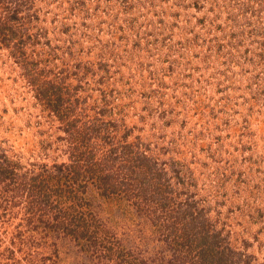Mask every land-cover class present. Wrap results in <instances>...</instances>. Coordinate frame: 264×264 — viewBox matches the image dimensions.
I'll return each mask as SVG.
<instances>
[{"label": "rangeland", "instance_id": "374dc122", "mask_svg": "<svg viewBox=\"0 0 264 264\" xmlns=\"http://www.w3.org/2000/svg\"><path fill=\"white\" fill-rule=\"evenodd\" d=\"M0 264H264V0H0Z\"/></svg>", "mask_w": 264, "mask_h": 264}]
</instances>
